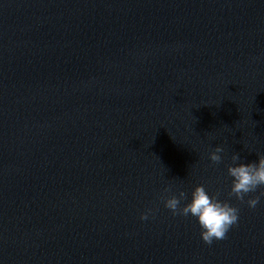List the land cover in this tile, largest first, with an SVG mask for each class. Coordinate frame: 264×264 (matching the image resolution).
Returning <instances> with one entry per match:
<instances>
[{
	"label": "clouds",
	"instance_id": "1",
	"mask_svg": "<svg viewBox=\"0 0 264 264\" xmlns=\"http://www.w3.org/2000/svg\"><path fill=\"white\" fill-rule=\"evenodd\" d=\"M224 151V147L218 145L208 154V159L213 164H220L223 159L221 153ZM231 160L232 163L227 166V173L232 178L228 196L255 209L261 203V198H264V154L258 155L257 161L238 163L241 158L238 153H233ZM258 189L259 193L253 195ZM219 197L220 192L209 195L201 184L192 191L191 201L181 206L182 201L187 199V193L182 189L173 191L169 185L163 189L160 199L173 216L195 217L201 228V240L211 246L214 241L226 239L230 229L239 221L240 209L229 200H221ZM151 213L152 209L145 210L140 219L148 220Z\"/></svg>",
	"mask_w": 264,
	"mask_h": 264
}]
</instances>
